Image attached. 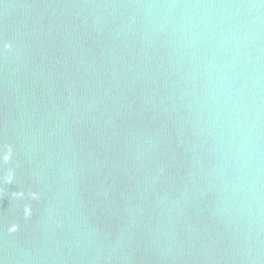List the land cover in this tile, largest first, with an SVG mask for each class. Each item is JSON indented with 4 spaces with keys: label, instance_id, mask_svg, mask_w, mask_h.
<instances>
[{
    "label": "water",
    "instance_id": "water-1",
    "mask_svg": "<svg viewBox=\"0 0 264 264\" xmlns=\"http://www.w3.org/2000/svg\"><path fill=\"white\" fill-rule=\"evenodd\" d=\"M0 264H264V0H0Z\"/></svg>",
    "mask_w": 264,
    "mask_h": 264
}]
</instances>
